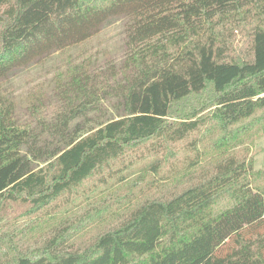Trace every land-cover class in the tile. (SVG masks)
<instances>
[{"label":"trees","instance_id":"trees-1","mask_svg":"<svg viewBox=\"0 0 264 264\" xmlns=\"http://www.w3.org/2000/svg\"><path fill=\"white\" fill-rule=\"evenodd\" d=\"M248 7L260 13L252 51L232 60L210 28ZM116 16L128 18L131 53L130 78L103 93L118 98L116 118L83 125L99 106L86 67L71 75L66 110L36 130L17 128L13 110L0 106V264H264V188L249 180L252 162L230 155L209 177L138 204L92 240L77 243L76 223L53 225L93 177L123 180L114 165H124L130 150L168 155L182 145L195 164L206 132H222L225 152L228 135L246 132L245 121L264 110V0H0V89L13 71L87 42ZM224 196L234 204L215 212ZM16 203L33 218L26 229Z\"/></svg>","mask_w":264,"mask_h":264},{"label":"rangeland","instance_id":"rangeland-1","mask_svg":"<svg viewBox=\"0 0 264 264\" xmlns=\"http://www.w3.org/2000/svg\"><path fill=\"white\" fill-rule=\"evenodd\" d=\"M259 16L260 13L255 7H248L217 19L210 31L217 47L225 52V57L241 60L250 55L253 29L260 23ZM127 23L128 18L124 16L113 17L87 42L13 71L0 89V106L6 105L13 110L12 117L16 127L36 130L39 123L50 122L66 110L68 100L74 98L70 89L71 75L76 73L79 67H86L91 78L96 77L93 94L99 102L98 110L89 112L93 121H90L91 124H83L85 128L95 127L116 118L121 111L114 106L118 98L103 93L124 85L130 78L127 59L131 53L128 52L125 32ZM76 77L81 78V75ZM212 93L209 86V92L203 99H208ZM207 105L208 103L203 104V108ZM209 111L210 109L201 115ZM173 120L174 115L170 121ZM245 123H248L246 132L234 130L228 135L234 138H231L229 146L224 148L228 149L225 152H222L217 144L221 142L222 132H206L198 146L201 160H196L195 164H190L195 152L192 153L193 150L182 145L178 146L176 152L168 155L164 151L151 154L143 146L130 150L124 165H114V170L121 174L124 169L126 176L123 180L109 178L107 173V179L104 181L99 179V176L93 177L83 186L84 191H80L84 196L78 197L71 207L55 217L53 225L76 223L74 230L78 227L80 229L75 230L73 235L82 230L77 243L90 238L92 240L104 228L124 220L138 204L153 199L164 200L209 177L215 171L219 158L226 155L252 162L253 169L249 180L255 189H263L264 110L258 111ZM237 132L238 137L235 136ZM133 163L135 164L131 166ZM174 169H177V174L173 172ZM233 202L227 196L222 197L214 207L215 212L226 210L234 204ZM11 207L19 213L16 217L20 218L18 222H21V228L26 229L33 218L24 215L25 206L16 203ZM89 216H93L90 224L83 226L81 222L84 219V222L89 220ZM28 247L29 251H34L35 244Z\"/></svg>","mask_w":264,"mask_h":264}]
</instances>
